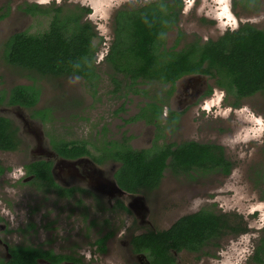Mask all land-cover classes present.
Here are the masks:
<instances>
[{"label": "rangeland", "instance_id": "374dc122", "mask_svg": "<svg viewBox=\"0 0 264 264\" xmlns=\"http://www.w3.org/2000/svg\"><path fill=\"white\" fill-rule=\"evenodd\" d=\"M149 1L155 0H0V15L6 14L0 20V91H8L18 84L39 85L43 95L38 108L52 109V119L43 125L25 108L0 105V116L14 122L22 141L16 153L0 152V165L14 170L33 158L53 159L59 184H64L66 179L101 196L105 187L118 189L112 177L116 165L98 166L88 158L58 159L50 147L52 135H56L54 139L84 140L96 145L105 136L113 140L130 136V143L136 149L151 148L159 136L160 145L196 140L224 146L228 157L235 161L231 175L191 180L168 173L162 187L147 200L141 195L128 199V204L138 214L137 221L124 213L107 211L109 206L103 201L104 197L102 200L98 196V201L90 197L89 232L88 222L82 220L87 212L77 204L63 201L54 191L38 188L27 180L19 181L17 175L15 180L0 178V214L7 222L6 228L0 226V257L7 255V243L14 246L30 241L59 253L68 254L76 245L83 250L87 240L91 243L110 228L108 222L118 234L124 226L134 231L163 230L180 217L214 202L217 210L243 215L252 231L224 238L218 247L209 245L208 255L178 254V264H262L254 255L264 236V229L261 231L264 227V92L234 107V98L227 99L219 88L214 87L211 95L203 96L206 87L213 84L204 75L181 79L172 96H168L170 86L158 82H138L132 86L120 78L115 83L111 79L113 70L105 61L114 39L115 15L120 9L144 6ZM183 1L178 27L166 35L167 48L181 49L196 37L217 39L244 23L264 30V0ZM34 3L43 7L54 4L72 10L76 6L91 9L84 19L89 20L99 34L94 41L98 47L97 81L75 76L43 78L5 62L4 45L10 36L17 32L39 34L49 26L51 17L25 11L27 5ZM201 101H206V108L213 111L204 112ZM150 103L165 107L163 112L167 109L155 125L143 120L128 122ZM30 222L36 225L35 233L24 231ZM126 236L111 243L105 259L108 264H133L129 248H124ZM93 251L90 246V253Z\"/></svg>", "mask_w": 264, "mask_h": 264}, {"label": "trees", "instance_id": "16d2710c", "mask_svg": "<svg viewBox=\"0 0 264 264\" xmlns=\"http://www.w3.org/2000/svg\"><path fill=\"white\" fill-rule=\"evenodd\" d=\"M183 6V0H155L144 6L118 10L114 18V39L105 59L113 70L111 79L118 83L124 78L132 86L138 82H158L170 85L171 94L182 77L205 75L238 99L264 92V30L244 23L216 40L196 37L181 49L167 48L166 35L178 27ZM25 11L49 16L51 20L42 33L17 32L8 38L3 52L8 65L40 76L77 75L87 81L98 79V47L94 41L99 34L92 23L84 19L91 9L76 6L72 10L54 4L43 7L34 3L27 5ZM5 16L0 15V20ZM179 35L183 36L182 32ZM40 95L39 86L16 85L9 92L0 91V105L31 109L33 117L47 121L52 119L48 110L34 109ZM152 106L154 117L158 119L161 107L154 103ZM20 143L14 122L0 116V150H14ZM52 145L66 158L89 156L100 165L107 160L119 162L116 178L128 191L160 184L166 169L199 179L202 172L220 171L227 175L232 165L221 146L196 141L155 144L153 148L139 150L126 141L109 140L105 136L99 145L84 140L68 142L62 138L52 140ZM28 169L37 178L56 186L50 174V162L39 161ZM3 171L0 166V174ZM230 226L223 215L198 212L182 217L168 230L143 237L140 244L145 249H155L153 264H171V248L198 251L206 241L215 239ZM241 230L244 229L240 227ZM10 253L11 258L1 259L0 264H34L32 249L11 247ZM254 258L264 264V237Z\"/></svg>", "mask_w": 264, "mask_h": 264}, {"label": "flooded vegetation", "instance_id": "af4514ba", "mask_svg": "<svg viewBox=\"0 0 264 264\" xmlns=\"http://www.w3.org/2000/svg\"><path fill=\"white\" fill-rule=\"evenodd\" d=\"M258 29H261V28H258ZM204 41H206V40H204ZM109 50H110V47H109ZM109 50L107 51L106 56L108 55ZM106 56H105V59H106ZM73 76L85 79L84 77L77 76V75H68L66 77H73ZM189 76H192V75L184 76L181 79H183L185 77H189ZM42 77L43 78L53 77V78H59V79L66 78V77H54V76H42ZM207 77L210 78V80L213 81V84L206 87L207 89L205 91H203L204 92L203 96L206 97V96L211 95L212 94V90L214 89V87L219 88V89H221V90H223L225 92L227 99L234 98V101H233V104H232V106H234V107H237L238 105H240V103H242L243 100H245V99H247L249 97H252V96L257 95L259 93H263V92H258V93L254 94L252 96H247V97H244L242 99H238L235 95L228 93L226 89H224L222 87H219L216 84L214 79H212L209 76H207ZM181 79H179L176 82L173 92L171 94H169L168 96H172V94L174 92H176L177 87H178V82ZM18 85H26V84H18ZM29 85H36V84H29ZM36 86H39V85H36ZM168 86H170V85H168ZM39 87H40L41 95H40V99H39L37 105L34 107V109L35 110H48L49 112L52 113V109L51 108H45V109H39L38 108V104L40 103V101L42 99V95H43V88L41 86H39ZM9 91L10 90H8V92ZM191 97H192V95H191ZM156 105L159 106L160 104L159 105L156 104ZM201 106L203 107V111L204 112H207V111L210 110V109L206 108V101H204V102L201 101ZM159 107H161V114L159 115L158 119H156V117H154V115H155L153 113L154 112V107L152 106V103H150V105H148L143 110V112H140L139 114H137L133 118H130V120H128V122H134V121L138 122L139 120H143V121H145L146 123H148L150 125H155L161 119V117H163V114L167 113V109L165 110V112H163V108H165V107H163L162 105L159 106ZM22 108H25V107H22ZM212 108H214V106ZM25 109H27V108H25ZM27 110L31 111L30 112L31 113V117L33 119L40 121L43 125H46V123H48L47 121H49V120L44 121V120H42V118L33 117L32 116V114H33L32 110L31 109H27ZM210 111L212 112L213 110H210ZM51 113L49 114L50 117H51ZM150 119H152V120H150ZM263 124H264V121H263ZM263 131H264V129H263ZM52 136L55 137L56 135H52ZM18 137H19V128H18ZM54 137H52L53 139H50V147L53 150V152H55V154L57 155L58 159H65V160H68V161H76V160H79V159H82V158L90 159L89 156H80V157L72 159V158H66V157L60 155L53 148V145H52V140H57L59 137L55 138V139H54ZM107 139L113 140V139H110V138H107ZM131 139H132V137L128 136V137H124V138L122 137L120 140L118 139V141H120V142L126 141L130 146H132L131 143H130ZM20 141H21V139H20ZM158 141H159V136L156 137V141H155L154 145L155 144L160 145L158 143ZM189 141H196V140H189ZM196 142L202 143V144H213V145L221 146L224 149L225 157L232 164L231 165V171L227 175L222 173V172H220V171L219 172H214V173H207V174H204L202 172L203 176H201L199 179L205 178V177H209V176H212V175H221V176H226V177L231 175L233 169L235 168V161H233L232 159H230L228 157L224 146H222V145H220L218 143H215V142H200V141H196ZM164 144H171V143H164ZM172 144H175V143H172ZM176 144H181V143H176ZM21 145H22V141H21L20 145L18 146V148L14 149V150H9V151H1L0 150V152L16 153L17 151H19L21 149ZM154 145L151 148H153ZM88 147L90 149V144H88ZM134 149H136V148H134ZM147 149H150V148H147ZM139 150H141V149H139ZM90 160L94 164H96L98 166H102V165L104 166V165H108L110 163L116 165V169L114 170L112 177L114 178V180H115V182L117 184L116 186L118 187V189L115 190V189L110 188L109 186L107 188H110V189H106V187H105V189H104L105 193H101V196H99V195L98 196L101 197L102 200H103V197H104L103 201L106 203V205L109 206V207H107V211H110L112 213H117V212L124 213L126 215L131 216V218L134 221H137L138 214L128 204V199H131L132 197H136V196L141 195L147 200L148 197L151 194H153L154 192L158 191L162 187V183H163V181L165 179V176L168 173L170 175L174 176V177H184V178L190 179L185 174H183V175H179L178 173L175 174L174 172H172V170L166 169L165 171H163V177H162V180H161L160 184H158L156 186H153V187H143V188L139 187L135 191H128V190L124 189L118 183V180L116 178V174H117V172H118V170H119V168L121 166V164L119 162H116L114 160H107L106 162H104L103 164L100 165V164H97L96 162H94L92 159H90ZM39 161H47V162L51 163L50 174H51L54 182L56 183V186L50 185V184L47 183V181L37 178L35 173H32V172L29 171L28 166H30L31 164H34L36 162H39ZM0 166L4 168V171L0 174V178H3V177H7L8 178V177H10L11 180H15L17 178L16 177V175H17L18 176L17 179L19 181H26L27 180L26 182H28V181L32 182V184H35L38 188L42 187V188H45L46 191L47 190L48 191H54L55 194L61 200L69 202V203H71V202L75 203V204H77L78 207L80 206L81 208H83L85 210V212H87V213H84V215L82 216L83 217L82 220H83V222H86V223L88 222V232L90 231V213L88 212L89 209H90V197H92V200L98 201L99 197L97 196V194L94 193L96 191H94V190H92V189H90L88 187L81 186V185H79V184H77L75 182L71 183V182H69L66 179L63 180L64 184H59L57 182V180H56V177H55V171H54L55 170V161L53 159H46V158L34 159L33 158L32 160L27 161L26 163H24L23 166H21L19 168H14V170H12V168H9L7 166H3V165H0ZM12 171H13V173H12ZM191 180H198V179H191ZM209 203H212V204H209L206 207H203V208H201L200 210H198L196 212L189 213V214H186V215L195 214V213H198V212H206V213H210V214L214 213V214H217L219 216L223 215L224 218L229 220V223H230L231 226L224 228L223 229L224 232L222 234H220L218 237H216L215 239L206 241L201 246L200 250H198V251H191V250H188L186 248H181L179 250H175V249L171 248L170 249V253H171V257L173 258L171 264H178V259L176 257V255H178V254H181V253H184V252H188V253H192V254H198L200 256L208 255V253L206 252L207 251L206 248L209 245L218 247L219 244L221 243V241L224 238L237 237V236H239L241 234H245V233H248L249 231H252V228H251V226L249 224V221L245 222L244 221L245 218H244L243 215L241 216L237 212H222V211L216 209V204H214V202H209ZM186 215H184V216H186ZM184 216H182V217H184ZM182 217H180L179 219H181ZM0 218H1L0 219V226L6 228L7 222H5V219H4L2 214H0ZM179 219H177L175 222H173L168 228L163 229V230L134 231L132 227L129 228V227L124 226L122 232H120L119 234L117 232L118 230H115L114 227L111 224H109V222H108L107 225L110 228H108L107 230H103L101 235L99 236V238H97L96 240L94 239L91 243H90L89 240H87L86 246L83 247L84 248L83 250H80L78 248V245H76L75 246V250L69 252L68 254L61 253V252L59 253L54 248H47L43 244H37L36 241H32V242L30 241L27 244L16 243V244H14V246H10V244L7 243L6 244L7 255L5 257H0V260L1 259L9 260L11 258V253H10L11 247H23V248L32 249L34 251V264H108V262H106L105 259L107 258L106 255L109 253V249H111V243L112 242L114 243V241H113L114 239H116V240L120 239L121 237H123L124 235L127 234L126 238H124V239H126V242L124 243V248L125 247L129 248V256H130V259H132V263L133 264H153V261L155 260V255L154 254L156 253V251H155V249L153 247H150V249H145L144 247H142V244H140L141 241H142V238L147 236V235H149V234H157L160 231H164V230L170 229ZM2 223H4V224H2ZM133 225H134V223H133ZM240 227H241V229H244V230L246 229V230L245 231L244 230L239 231ZM263 229H264V227L261 229V231H263ZM35 230H36V225H35L34 222L28 223L27 226L24 229L25 232H30V233H35ZM89 237H90V233L87 234V239H89ZM90 246L92 248H94V251H93L94 253L93 254L90 253ZM38 252H42V254L39 255Z\"/></svg>", "mask_w": 264, "mask_h": 264}, {"label": "water", "instance_id": "95a60500", "mask_svg": "<svg viewBox=\"0 0 264 264\" xmlns=\"http://www.w3.org/2000/svg\"><path fill=\"white\" fill-rule=\"evenodd\" d=\"M114 184L117 185L116 182H115V180H114Z\"/></svg>", "mask_w": 264, "mask_h": 264}]
</instances>
